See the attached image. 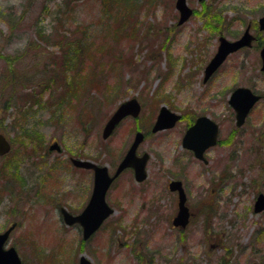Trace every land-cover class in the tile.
Wrapping results in <instances>:
<instances>
[{
    "label": "rangeland",
    "instance_id": "rangeland-1",
    "mask_svg": "<svg viewBox=\"0 0 264 264\" xmlns=\"http://www.w3.org/2000/svg\"><path fill=\"white\" fill-rule=\"evenodd\" d=\"M175 1L142 0L135 24L139 41L119 33V44L111 41L109 52L108 39L99 47L112 27L98 2L70 0L67 7L64 0H0V133L14 158H0V175L12 170L19 181L2 191L0 177V193H10L0 197V233L17 223L6 247H14L23 264H78L81 255L93 264H264V210L253 211L256 196L264 194L260 47L231 54L203 82L218 38L236 39L264 13V0H186L193 15L181 26ZM204 7L208 14L201 13ZM85 30L94 44L81 54L75 93L41 96L50 76L44 63L50 69V54L57 50L39 42L36 32L80 39ZM98 56L103 58L96 67ZM97 73L99 84L92 76ZM237 87L262 95L241 127L228 104ZM129 98L141 104L138 118L124 119L103 139L107 119ZM162 105L183 120L151 134ZM201 115L219 127V142L205 152L206 163L181 147L187 126ZM138 130L146 134L137 149L149 156L146 179L137 183L124 171L106 196L115 212L81 242L80 229L64 225L59 208L72 214L83 209L92 173L74 168L69 158L112 173ZM52 142L60 153L47 152ZM172 180L182 182L191 212L184 230L171 225L177 210V195L168 190Z\"/></svg>",
    "mask_w": 264,
    "mask_h": 264
},
{
    "label": "water",
    "instance_id": "water-1",
    "mask_svg": "<svg viewBox=\"0 0 264 264\" xmlns=\"http://www.w3.org/2000/svg\"><path fill=\"white\" fill-rule=\"evenodd\" d=\"M202 1V0H198ZM175 9L179 12L178 25L183 24L192 14V10L187 6L186 0H176ZM260 28L264 30V17L260 19ZM246 35V34H245ZM244 35V36H245ZM243 42H230L224 37L219 38V45L215 54L210 59L204 69L203 82L217 70L224 62L226 57L241 48ZM262 60L261 70L264 72V47L260 51ZM260 99L250 89L245 87L236 88L230 95L229 105L235 111L236 126H241L247 117L250 109ZM140 112V104L135 98L128 99L118 105L115 111L104 125L102 131L103 139L108 138L119 122L127 116L136 118ZM180 120V116L171 112L165 106H161L156 120L151 128V132L155 133L161 130L172 128L176 122ZM218 135V126L209 117H198L195 123L186 131L182 146L193 151L196 158L203 160L205 150L216 144ZM144 134L137 132L134 139L126 152L125 156L119 163L117 169L112 176L109 175L105 166H98L88 161L72 159V163L76 167L91 169L94 172L93 189L90 199L78 215H72L64 208L60 209L63 222L68 225L78 224L82 230V239L88 240L92 234L100 227L102 222L109 217L114 210L111 209L106 201L105 194L111 182L126 168H132L134 178L137 182H141L146 177L145 166L149 156L145 153L142 156L136 155L139 144L143 141ZM10 150V144L5 137L0 134V156L5 155ZM60 151L58 144L55 142L50 145L48 151ZM170 191L178 192V212L173 219L174 226L184 228L189 219V211L185 205L186 197L180 181H171L168 185ZM264 210V195L259 194L254 205V212L258 213ZM12 224L5 232L0 233V264H21L17 252L13 247L4 248L10 232L14 229ZM78 264H92L84 256H80Z\"/></svg>",
    "mask_w": 264,
    "mask_h": 264
},
{
    "label": "trees",
    "instance_id": "trees-1",
    "mask_svg": "<svg viewBox=\"0 0 264 264\" xmlns=\"http://www.w3.org/2000/svg\"><path fill=\"white\" fill-rule=\"evenodd\" d=\"M70 0H64V3L67 4ZM98 2L102 13L106 16L107 23L111 24L112 29L107 32H103V37L101 39L99 47H103L106 45L107 39L109 43L106 47H109V52L112 50L113 45H109L111 41L115 43L117 46L119 44V40L117 41L116 37L119 33H124V35L128 38V40H136L139 39L135 36L136 29L135 24L138 22V17L140 15L141 4L143 3L142 0H93ZM154 2L155 0H151ZM69 6V3L67 7ZM208 14V8L204 7L201 13ZM103 15V16H104ZM132 28L129 34H127V28ZM56 31V30H55ZM65 34V33H64ZM61 35L57 34V32H53L49 35H42L41 31L36 32V37L39 42L44 43L46 46H56L55 49L57 51L51 52L50 54V69L46 68L44 63V68L48 69V73L50 76L46 79V84L44 85L43 91L41 96L45 91H49L50 96H53V93L57 91L61 93V98L66 97L65 91L68 92L69 95H73L76 91L75 87L78 84H73L74 80L78 76L82 75L81 69V57L82 53L86 52V49L92 47L94 44L90 38L91 35L86 34V30L83 31V36L78 39L71 35ZM93 41H95L93 39ZM87 56V55H86ZM113 57V55H110ZM103 56H98L95 60L96 67L102 63ZM123 57L118 58L119 61H122ZM124 59V58H123ZM127 60V59H126ZM129 62V59H128ZM94 76V82L99 84V73L92 74ZM99 87V86H98ZM100 88V87H99ZM54 89V90H53ZM120 89V86L116 88L113 93H117ZM41 98V97H38ZM107 98V97H106ZM65 100V98H64ZM104 103H107L106 101ZM30 138V137H29ZM10 152L4 159H7V162L10 163L14 158L11 157ZM10 157V158H9ZM4 176V181L1 183L2 187L1 190H10L11 185L14 183H18L17 175L11 170L7 171L6 173H1L0 177ZM12 183V184H11ZM11 184V185H10ZM6 195H10L9 192H1L0 197H4ZM82 242V241H81Z\"/></svg>",
    "mask_w": 264,
    "mask_h": 264
},
{
    "label": "flooded vegetation",
    "instance_id": "flooded-vegetation-1",
    "mask_svg": "<svg viewBox=\"0 0 264 264\" xmlns=\"http://www.w3.org/2000/svg\"><path fill=\"white\" fill-rule=\"evenodd\" d=\"M263 16L264 13L258 18L248 21L243 32L236 39H234L235 41L239 40L243 42L242 46L240 47L244 48H241L240 50L248 49L246 47H260L261 49L264 46V30H261L259 23L260 18Z\"/></svg>",
    "mask_w": 264,
    "mask_h": 264
}]
</instances>
